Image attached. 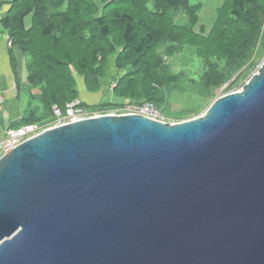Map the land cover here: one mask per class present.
I'll return each mask as SVG.
<instances>
[{
	"label": "water",
	"instance_id": "95a60500",
	"mask_svg": "<svg viewBox=\"0 0 264 264\" xmlns=\"http://www.w3.org/2000/svg\"><path fill=\"white\" fill-rule=\"evenodd\" d=\"M0 264H264V60L200 116L98 114L7 148Z\"/></svg>",
	"mask_w": 264,
	"mask_h": 264
},
{
	"label": "trees",
	"instance_id": "16d2710c",
	"mask_svg": "<svg viewBox=\"0 0 264 264\" xmlns=\"http://www.w3.org/2000/svg\"><path fill=\"white\" fill-rule=\"evenodd\" d=\"M10 3L0 18L2 27L12 43L30 57L29 87L39 90L51 114L53 103L64 109L66 103L78 99L70 68L88 73L87 87L96 90L112 53L116 82L110 92L116 98L102 103L109 110L146 101L156 105L179 90L167 87L175 76L156 50L159 44L168 57L189 48L194 51L190 56L197 63L199 78L188 79L202 86V91H196L197 97L212 95L214 89L233 76L244 74L260 48L264 49V0H222L213 8L207 33L200 30L201 26L195 29L201 3L193 0ZM182 10L188 14L187 21L179 19ZM29 15L30 24L26 26L24 20ZM166 70L168 75L164 74ZM84 105L81 102L79 107L85 110ZM30 123L35 124L26 116L11 125Z\"/></svg>",
	"mask_w": 264,
	"mask_h": 264
},
{
	"label": "rangeland",
	"instance_id": "374dc122",
	"mask_svg": "<svg viewBox=\"0 0 264 264\" xmlns=\"http://www.w3.org/2000/svg\"><path fill=\"white\" fill-rule=\"evenodd\" d=\"M201 3V8L199 10V15L197 22L195 24V29L201 26V31L207 33L210 29L211 20L214 16L213 8L220 4L222 0H193ZM188 14L183 10L179 13V19L187 21ZM25 23L30 22V15L25 18ZM263 44V43H262ZM160 54H162V60L169 67L168 70L173 71L175 76L173 80L167 85L169 89H175L168 98L164 97L161 103H157L156 106L164 116L165 122L174 123L183 120L191 119L202 115L211 102L218 96L240 90L243 84L250 78V76L258 70L260 64L264 60V49L260 48L258 54L254 58V62L246 67L245 73L241 74L239 77L233 76L227 83L222 86L217 87L212 91V95L197 97V90L202 91V86L198 82H191L188 78H193L198 80V69L195 68L196 64L194 60L191 61L190 56L194 51L190 48L185 52L177 53L171 56H167L164 52V47L159 44L156 49ZM25 63L20 66V80L19 82H25L27 78L28 63L30 57L24 55ZM115 54L112 53L108 56L106 63V74L98 79V86L96 90H90L87 87V80L85 79L88 73L84 74L82 71L78 73L76 69L71 67L72 75L75 79V85L77 88L78 99L80 103H85V110L83 111V116L89 117L95 114H103L111 112L109 106L102 103H109L112 99L116 97L110 92L113 88L116 79L114 75L116 73V66L114 63ZM164 72L165 75L169 74V71ZM23 80V81H21ZM21 85V84H20ZM228 87H231L228 89ZM179 91V92H178ZM187 91V92H186ZM189 94V95H188ZM194 95V96H193ZM20 104L21 113L24 116H30L35 124L43 125L42 129L48 128L54 124L51 122L53 120V115L51 114L47 105L43 102L39 90L33 86L24 87L21 89V94L18 98ZM2 107H0V131L6 127L5 118L1 113ZM49 122V123H48Z\"/></svg>",
	"mask_w": 264,
	"mask_h": 264
},
{
	"label": "built area",
	"instance_id": "2783aa9c",
	"mask_svg": "<svg viewBox=\"0 0 264 264\" xmlns=\"http://www.w3.org/2000/svg\"><path fill=\"white\" fill-rule=\"evenodd\" d=\"M0 30L3 32V35L7 43L11 44L12 38L10 37L9 33L3 29L1 21H0ZM4 102H5V96L0 91V107H2V110L5 112L6 110L4 108ZM79 104H80V100L75 99L73 101L66 103L64 106V109H62L57 104L53 103L51 105V111L53 115V120L51 122H54L52 126H56V125H60L63 123L71 122L76 119L84 118L85 116L82 115L84 110L81 107H79ZM109 113L111 114H124V113L139 114V115L149 117L151 119L160 120L162 122H165L164 116L162 115L158 107L149 101L142 102V103L126 104L123 107L113 109ZM103 114H107V113H103ZM95 115H98V114H95ZM91 116H94V115H91ZM5 123H6V127L2 129V132L0 131V156L6 151L7 148L15 147L22 141L29 139L39 134L40 132H42L44 129H46V128L42 129L43 125L34 124V123L25 124L22 126H13L7 121Z\"/></svg>",
	"mask_w": 264,
	"mask_h": 264
},
{
	"label": "crops",
	"instance_id": "0c3cea01",
	"mask_svg": "<svg viewBox=\"0 0 264 264\" xmlns=\"http://www.w3.org/2000/svg\"><path fill=\"white\" fill-rule=\"evenodd\" d=\"M10 1L0 0V18L10 7ZM25 24L29 26L30 22ZM24 55L17 45L7 43L3 32L0 30V91L5 96L4 108L6 110L5 112L1 111V113L10 124L20 122L22 118L26 117L21 113V103L18 101L21 89L29 87L27 78L25 82L23 80H21L23 83L19 82L21 79L20 66L22 63L24 66L25 63Z\"/></svg>",
	"mask_w": 264,
	"mask_h": 264
}]
</instances>
